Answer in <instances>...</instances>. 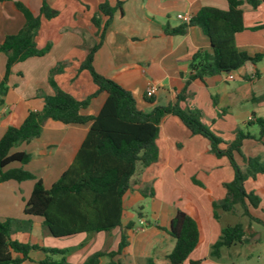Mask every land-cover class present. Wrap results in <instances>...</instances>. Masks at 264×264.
<instances>
[{
	"label": "crops",
	"instance_id": "obj_1",
	"mask_svg": "<svg viewBox=\"0 0 264 264\" xmlns=\"http://www.w3.org/2000/svg\"><path fill=\"white\" fill-rule=\"evenodd\" d=\"M42 1H0V44L6 36L17 34L24 25V16L15 2L22 3L36 16ZM103 1L45 0L57 14L51 19L40 17L34 44L38 49L47 46L49 49L41 57L28 58L11 67L7 91L0 105V138L9 127H18L28 112L40 111L43 96H52L55 89L69 93L77 101H83L95 92L90 75L79 68L87 49L98 42L99 29L92 24V18L98 16L100 25L104 23L105 18L98 14ZM107 2L111 7L118 2L120 6L93 57L92 66L99 75L130 92L136 107L144 113L174 103L177 95L185 89L186 100L180 106L201 112L203 123L210 124L208 127L220 135L218 137L223 141L220 149L233 141L239 130L256 136L258 130L254 132L247 123L264 118V59L255 65L245 63L230 74L231 80L226 74H219L203 81L193 80L186 86L192 57L197 52L211 51L208 39L198 27L187 28L184 35L165 33L166 28L175 29L187 23L179 19V15L192 18L203 7L226 10L227 0ZM241 9L244 29L234 36L236 49L251 56L264 54V1L254 9L247 4ZM5 65L6 57L0 53V81ZM54 70L55 74L51 76ZM152 86L157 90L148 102L145 95ZM105 99V94L97 95L81 114L97 115ZM158 128V159L146 168L137 166L130 181L131 187L121 199L119 227L53 238L44 227L42 218L23 213L33 181L0 183V222L6 219L29 221L30 229L12 238L31 246L64 250L67 264H82L94 253L114 250L120 230L125 232L127 243L117 257L122 264H169L167 256L175 241L168 231L176 212L182 211L196 222L199 232L198 244L182 264L195 261L199 264H237L232 261L238 256L234 251L237 245L221 248L218 257L211 255V246L217 242L221 230L238 223H232L233 212L217 210L215 219L211 207L212 201L225 196L224 185L233 179L229 161L225 157L213 156L208 141L201 136H191L176 117L164 116ZM88 130L89 125H63L48 120L37 138L11 150V153L28 154L29 163H13L4 171L22 168L40 180L47 190L73 163ZM241 155L259 157L264 164V135L260 141L243 140ZM233 157L238 166H245L238 154ZM244 189L260 200L256 209H248L250 215L264 221V174L257 175L254 180L248 179ZM115 216L111 215L101 225L113 223ZM240 224L244 232L254 231V225L261 227L254 222ZM129 225L132 227L126 230ZM254 243L247 241L246 247ZM12 257L16 255L12 254ZM27 257L21 264H40L46 256L33 250ZM60 258L51 256L56 261ZM108 262L107 257H101L98 264Z\"/></svg>",
	"mask_w": 264,
	"mask_h": 264
},
{
	"label": "trees",
	"instance_id": "obj_2",
	"mask_svg": "<svg viewBox=\"0 0 264 264\" xmlns=\"http://www.w3.org/2000/svg\"><path fill=\"white\" fill-rule=\"evenodd\" d=\"M262 1L264 0H227L226 10L203 7L184 25L175 29H165L166 34L176 36L184 35L189 27H198L208 39L211 51L197 52L192 57L189 65L191 73L185 82L186 86L193 80L203 81L206 77L228 75L247 62L255 65L264 59V54L251 56L238 51L234 43V36L244 29L242 5L247 4L254 9ZM15 5L23 14L25 22L17 34L6 36L0 44V53L6 57L4 76L0 81V105L2 96L7 91L11 67L28 58L41 57L48 52V46L38 49L34 44L40 17L51 19L57 14L47 6L45 0L42 1L39 14L36 16L22 3L15 2ZM119 6L118 2L115 7H111L107 0H104L98 7V14L105 18L104 23L100 25L98 16L92 18V24L99 29L98 42L87 49L79 69L88 72L96 87L95 92L85 100L77 101L69 93L55 89L52 96H43V107L40 111L28 112L18 127H9L0 138V183L34 182L23 213L26 216L42 218L48 234L55 239L119 227L121 199L131 187L130 181L137 166L146 168L157 161L156 139L159 123L164 116L170 115L176 117L191 136L206 139L209 143V152L216 158L225 157L232 168L233 179L224 185L225 196L211 202L214 218L217 219L215 213L217 210L234 212L236 206H239L243 216L250 223L254 222L264 229V221L252 217L248 211L249 208L256 209L260 200L244 189V183L248 179L254 180L257 175L264 174V164L260 162L259 157L245 158L241 155L243 140H261L264 135V118L247 123V127L254 125L257 127L256 136L239 130L233 141L226 144L224 149H220L223 141L203 123L201 112L180 106L186 100L185 89L177 95L174 103L157 106L149 113L138 110L130 92L99 75L92 66L94 54L101 45L104 32L110 26L114 12ZM53 74L55 70L50 73L51 76ZM99 94L106 95L99 113L95 116L81 114L91 99ZM145 100L151 102L152 99L145 95ZM48 120L63 125H89V130L73 163L59 180L46 190L40 180L22 168L5 171L4 169L13 163L20 165L29 163L28 154L11 153V150L23 142L37 138ZM234 154L242 158L244 167L235 163ZM114 214L116 220L113 223L101 225L102 221H107ZM30 226L29 221L6 219L0 222V264H21L28 259V253L33 250H39L46 256L40 264H67L64 250L31 246L12 238L17 233L27 232ZM131 227L127 226L126 230ZM168 233L175 241L172 252L167 256L168 262L182 264L198 244L197 224L188 214L177 211L171 220ZM247 241L248 238L240 223L226 226L221 230L217 242L211 246V255L218 257L221 248L242 245ZM126 245L125 232L120 230L119 242L114 250L94 253L82 264H98L101 257H107L108 264H122L117 257L121 255ZM12 254L16 257H12ZM55 255L61 258L57 261L52 260L51 256Z\"/></svg>",
	"mask_w": 264,
	"mask_h": 264
},
{
	"label": "rangeland",
	"instance_id": "obj_3",
	"mask_svg": "<svg viewBox=\"0 0 264 264\" xmlns=\"http://www.w3.org/2000/svg\"><path fill=\"white\" fill-rule=\"evenodd\" d=\"M241 114L239 113V116ZM219 119H222V114H219ZM218 118H215L217 121ZM240 121V120H239ZM210 124H208L209 126ZM251 130L254 132H257V127L250 126ZM212 131V130H211ZM218 131V130H217ZM213 132V131H212ZM214 133V132H213ZM217 137L220 136L216 133H214ZM14 182V181H13ZM18 183V182H16ZM22 183V182H21ZM232 223H244L249 222L248 219L243 216L242 210L239 206L235 208V212H233V218ZM22 221V220H19ZM255 230H251V232H248L245 234V236L248 238V241L255 242L254 245L247 246L246 243L242 245H237L236 249L234 251L238 252V256L234 258L232 261L233 263L237 264H264V229L261 227L254 225ZM257 233V235L254 234Z\"/></svg>",
	"mask_w": 264,
	"mask_h": 264
},
{
	"label": "built area",
	"instance_id": "obj_4",
	"mask_svg": "<svg viewBox=\"0 0 264 264\" xmlns=\"http://www.w3.org/2000/svg\"><path fill=\"white\" fill-rule=\"evenodd\" d=\"M178 18L179 19H183L185 22H188L189 20H190V18L188 17H182V16H178ZM233 77H232V75H230V74H228L227 75V79L228 80H231ZM156 90H157V88L156 87H154V86H152V87H149L148 89H147V92H146V95L147 96H152V95H154L155 93H156ZM249 120H251V118H249ZM141 224H143V223H141Z\"/></svg>",
	"mask_w": 264,
	"mask_h": 264
},
{
	"label": "water",
	"instance_id": "obj_5",
	"mask_svg": "<svg viewBox=\"0 0 264 264\" xmlns=\"http://www.w3.org/2000/svg\"><path fill=\"white\" fill-rule=\"evenodd\" d=\"M248 232L247 231H245V234H247Z\"/></svg>",
	"mask_w": 264,
	"mask_h": 264
}]
</instances>
